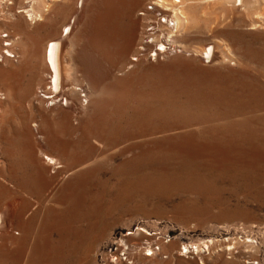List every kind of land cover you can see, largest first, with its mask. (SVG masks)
<instances>
[{"label": "rangeland", "instance_id": "rangeland-1", "mask_svg": "<svg viewBox=\"0 0 264 264\" xmlns=\"http://www.w3.org/2000/svg\"><path fill=\"white\" fill-rule=\"evenodd\" d=\"M41 1L0 0V264H264V0Z\"/></svg>", "mask_w": 264, "mask_h": 264}, {"label": "bare ground", "instance_id": "bare-ground-1", "mask_svg": "<svg viewBox=\"0 0 264 264\" xmlns=\"http://www.w3.org/2000/svg\"><path fill=\"white\" fill-rule=\"evenodd\" d=\"M200 1L208 2V1H211V0H200ZM235 1H239V4H242V2H243V0H235ZM161 2H162V4H165V5L171 4V3H169L170 2L169 0H161ZM44 3H45V0L43 1V5H44ZM170 9H172L173 12H174L173 17L171 16L172 18H174L173 21H175L174 26H173L174 29H175V27L176 28H182V27L185 28L189 24L190 16H189L188 12L186 11V8H184V5H180L179 6V5H176V4H171ZM69 25H70V23H69ZM69 25H66L64 27L63 33H65L64 30L66 31V33L64 35L68 34V32L70 30V26ZM64 52L65 51H64V48H63V45H62V38L56 39V40H52L49 43L48 47H47V62H48L49 68L51 70V77L50 78H51V83L53 85L54 92H55V96L54 97L59 96V95H63V96L68 95L64 99L66 100V105H69V104L71 105V100H70L72 98L71 93L74 94L76 88H74V85H72V82L70 81V68L67 67L66 54ZM209 54H210V48L207 51V56ZM47 158L49 160H51V163L55 162L54 159H53V156L52 157H47ZM185 247L188 248L189 246H185ZM191 250L192 249H190V251Z\"/></svg>", "mask_w": 264, "mask_h": 264}, {"label": "built area", "instance_id": "built-area-1", "mask_svg": "<svg viewBox=\"0 0 264 264\" xmlns=\"http://www.w3.org/2000/svg\"><path fill=\"white\" fill-rule=\"evenodd\" d=\"M149 9H151V10H153L154 8L153 7H147V8H145L144 9V13L145 12H149L148 10ZM142 15V14H141ZM159 15H161V17H159V20L157 21V23H159V22H161V23H163V24H166V20H167V18L166 17H164V16H162V13H160ZM171 25H172V23H171ZM170 24H169V26H171ZM170 39H169V41L166 39V40H163L162 39V41L160 42V43H158V45L159 46H161L160 48L159 47H157L155 50H154V53H152V54H149V57L150 58H154V56L156 55V52L157 51H165L166 49H167V45L166 44H168V42L170 43ZM172 43V42H171Z\"/></svg>", "mask_w": 264, "mask_h": 264}]
</instances>
